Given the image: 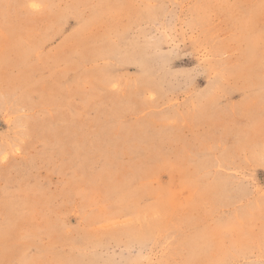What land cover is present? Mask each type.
I'll return each instance as SVG.
<instances>
[{"label": "rangeland", "instance_id": "rangeland-1", "mask_svg": "<svg viewBox=\"0 0 264 264\" xmlns=\"http://www.w3.org/2000/svg\"><path fill=\"white\" fill-rule=\"evenodd\" d=\"M0 264H264V0H0Z\"/></svg>", "mask_w": 264, "mask_h": 264}, {"label": "clouds", "instance_id": "clouds-1", "mask_svg": "<svg viewBox=\"0 0 264 264\" xmlns=\"http://www.w3.org/2000/svg\"><path fill=\"white\" fill-rule=\"evenodd\" d=\"M33 7H36V5H33ZM115 87H117V85L114 84V85H113V88H115Z\"/></svg>", "mask_w": 264, "mask_h": 264}]
</instances>
